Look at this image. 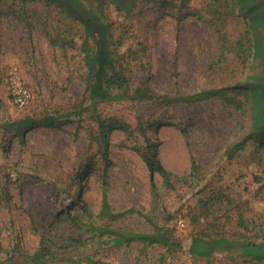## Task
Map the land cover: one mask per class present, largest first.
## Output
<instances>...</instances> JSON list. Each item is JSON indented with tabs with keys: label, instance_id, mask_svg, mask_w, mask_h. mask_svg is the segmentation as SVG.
Returning <instances> with one entry per match:
<instances>
[{
	"label": "rangeland",
	"instance_id": "rangeland-1",
	"mask_svg": "<svg viewBox=\"0 0 264 264\" xmlns=\"http://www.w3.org/2000/svg\"><path fill=\"white\" fill-rule=\"evenodd\" d=\"M203 4L150 3L130 17L107 9L112 37L125 40L121 50L136 43L144 48L131 73L132 87L143 83L156 96L173 97L242 80L245 73L219 57L218 24L203 13ZM244 28L241 18H228L220 31L225 39L236 40ZM82 35L76 22L46 0H0V264H34L27 256L42 245L54 254L48 264H86L80 261L84 258L156 264L162 248L140 253L136 244L115 247L87 230L82 206L91 209L96 224L103 223L97 218L103 187L114 213L136 211L106 225L151 232L143 214L149 215L182 243L166 264H247L222 254L200 259L187 247L194 234L233 237L244 231L242 226L251 239L264 238V144L249 140L231 157L226 153L246 136L248 114L217 95L168 104L157 97L99 104L103 120L114 119L129 130L153 124L147 137L157 142L158 160L172 175L168 189L154 174L155 198L148 170L132 149L144 144L139 132L130 136L118 127L110 131L104 173L100 137H91L97 124L80 111L92 96L93 78L82 62V44L87 48ZM92 72L97 73V66ZM12 77L32 93L22 109L9 94ZM192 158L203 177L199 186L184 181Z\"/></svg>",
	"mask_w": 264,
	"mask_h": 264
},
{
	"label": "trees",
	"instance_id": "trees-1",
	"mask_svg": "<svg viewBox=\"0 0 264 264\" xmlns=\"http://www.w3.org/2000/svg\"><path fill=\"white\" fill-rule=\"evenodd\" d=\"M46 1L50 5L58 7L67 18L81 27L82 39L87 43V48H84L82 44V62L86 74L93 77L90 86L92 96L87 106L80 108V111L82 109L86 111L91 120L97 124V134L91 137L92 139L100 137L104 173L109 166L108 134L115 129L114 127H118L130 136L139 132V136L143 138L144 144L136 143L132 149L141 157L148 170L150 190L154 197L158 196V188L153 181L154 174L160 177L164 187L172 188V175L162 166L157 157V142L151 141L147 137V131L153 127V124L140 123L135 129L129 130L124 124L121 125L114 119L105 121L97 112V106L101 103H113L127 99L143 102L157 97L162 103L168 104L217 95L226 103L233 104L236 110L243 111L249 116L246 136L228 147L227 155L231 157L234 153L241 151L249 140L256 141L259 145L264 144V0H204L203 13L218 24L217 33L222 38L219 45V57H225V62L235 64L245 74L242 80L236 84L227 85L226 88L201 90L198 93L173 97L156 96L143 83L132 87L131 73L133 68H136L134 67L136 61L140 60L141 62L140 54L144 48L142 44L136 43L135 47L133 45V47L121 50L125 40L122 35L118 38L112 37V24L106 17L109 7H112L120 16L130 17L140 6L150 3L171 5L173 0L169 2H167L168 0ZM182 5L188 7L186 3ZM172 6L175 7V5ZM193 15L197 18L200 17L198 14ZM228 18H241L244 23V31L236 40H227L222 37L223 33L220 30ZM95 66H97V73L92 72ZM237 68L235 67V70H238ZM94 89L97 90L92 91ZM227 90H235V92L228 94ZM202 180L200 166L192 158L189 173L184 176V181L199 186ZM100 203L97 218L103 223L99 225L95 223V216L87 205L82 206V211L86 216L87 230L92 231L97 238H105V244L109 241L115 247L136 244L137 251L140 253L152 246L162 248L163 252L157 258L156 264H166L168 257H173L182 250V243L173 239L171 231L158 226L149 215L143 214L144 218L152 224L151 232L123 230L106 225L107 221L115 220L129 213H136V211L129 209L114 213L110 207L105 187L101 191ZM72 221L76 229H82V224H78L73 219ZM242 227L245 231V226ZM243 232H239L233 237H226L222 234L215 236L203 233L194 234L190 236L187 252L200 259L222 254L233 261L240 258L247 264H264V238L251 239ZM27 257L34 264H48L49 260L54 258V254L49 252L45 245H42L38 251ZM80 261L86 262V264H107L99 259L91 258H84Z\"/></svg>",
	"mask_w": 264,
	"mask_h": 264
},
{
	"label": "built area",
	"instance_id": "built-area-1",
	"mask_svg": "<svg viewBox=\"0 0 264 264\" xmlns=\"http://www.w3.org/2000/svg\"><path fill=\"white\" fill-rule=\"evenodd\" d=\"M8 90L12 98L13 104L19 109H22L27 106V104L32 99V93L30 88L17 77H12L9 79ZM178 227L180 229L184 228V224L180 220L178 221Z\"/></svg>",
	"mask_w": 264,
	"mask_h": 264
}]
</instances>
